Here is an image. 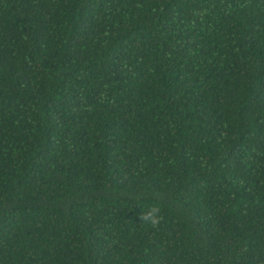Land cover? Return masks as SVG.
I'll return each mask as SVG.
<instances>
[{
    "label": "trees",
    "instance_id": "1",
    "mask_svg": "<svg viewBox=\"0 0 264 264\" xmlns=\"http://www.w3.org/2000/svg\"><path fill=\"white\" fill-rule=\"evenodd\" d=\"M0 264H264V0H0Z\"/></svg>",
    "mask_w": 264,
    "mask_h": 264
},
{
    "label": "clouds",
    "instance_id": "2",
    "mask_svg": "<svg viewBox=\"0 0 264 264\" xmlns=\"http://www.w3.org/2000/svg\"><path fill=\"white\" fill-rule=\"evenodd\" d=\"M160 212L159 206H150L143 210V214L140 215L141 221L153 227L158 226L162 221Z\"/></svg>",
    "mask_w": 264,
    "mask_h": 264
}]
</instances>
